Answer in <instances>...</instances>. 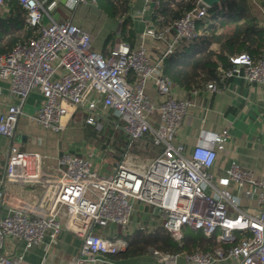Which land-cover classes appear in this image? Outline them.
<instances>
[{"label":"built area","instance_id":"2783aa9c","mask_svg":"<svg viewBox=\"0 0 264 264\" xmlns=\"http://www.w3.org/2000/svg\"><path fill=\"white\" fill-rule=\"evenodd\" d=\"M18 1L27 23L38 29L39 36L0 55V79L10 83L9 91L18 101L0 114V136L14 139L28 98L40 91L43 102L28 117L55 132L60 141L80 113L88 126L102 131L111 112L130 142L148 137L162 152L144 172L122 161L112 173L101 174L95 169L92 153L23 151L12 146L5 181L32 183L45 190L35 200L43 207L41 212L12 210L3 215L0 188V264H29L23 254L3 253L8 240L22 242L28 251L47 236L55 244L63 233L82 242L79 255L70 264H97L99 256L117 255L129 247L125 239L98 235L97 227H128L139 204L153 209L177 242L190 229L230 246L212 253H150L164 264H177L180 258L189 264H264V178L235 162L223 175L215 174L218 151L228 141L227 130L217 135L218 141H208V148L203 147L206 141L200 132L193 149L186 152L179 141L185 119L194 108L207 109L190 99L174 98V84L162 73L164 59L192 43L198 35L197 23L211 8L199 0L172 27L146 29L143 40L166 44L165 53L153 61L144 42L137 48L118 42L105 57L93 50L89 33L69 21L57 22L50 14L60 1L72 10L90 0H54L48 9L39 0ZM45 16L49 25L44 23ZM230 62L228 69L219 68L221 82L240 78L264 84V58L253 60L244 54ZM149 84L161 98L158 106L147 94ZM206 91L217 93L218 84L208 83ZM199 93L193 91V95ZM198 152H210L211 160L198 158ZM243 199L256 205L252 210L243 208Z\"/></svg>","mask_w":264,"mask_h":264},{"label":"crops","instance_id":"0c3cea01","mask_svg":"<svg viewBox=\"0 0 264 264\" xmlns=\"http://www.w3.org/2000/svg\"><path fill=\"white\" fill-rule=\"evenodd\" d=\"M43 6H48L54 0H39ZM90 0L89 4H81L70 10L66 8L64 2L60 1L57 6L50 11L52 18L57 22L69 21L92 37V48L105 57L109 56L112 48L118 42V36L122 30V21L110 17L98 8ZM129 16L133 23V29L137 35L136 48L143 42L148 47L149 56L153 61L157 60L166 51L164 42L153 41L150 38L143 40L142 35L148 28H155L153 25V2L145 0H132ZM12 7L5 5L0 0V51H8L10 47L17 44L10 43L11 34L21 29V20L25 19L24 11L12 10ZM45 25L50 24V19L45 16ZM110 38H113L110 40ZM12 48V50H13ZM11 50V51H12ZM10 51V52H11ZM4 54V53H3ZM1 55V54H0ZM10 83L0 79V114L5 112L12 104H17V99L10 93ZM194 90H199L198 95H193ZM147 94L151 102L158 106L161 98L158 96L155 87L149 84ZM173 96L177 100L190 99L198 107L194 108L186 117L181 128L179 141L185 146L189 153L199 136L200 132H209L216 135L227 130V143L223 150L218 151L214 172L221 176L229 169L233 162L237 163L245 170L254 171L256 176L264 178V84L247 83L240 78L228 79L218 84L217 93L206 91V85L200 89L184 90L174 85ZM43 102L40 91L33 92L28 98L20 117L14 139H7L0 136V188L3 190L2 214H10L12 210H19L33 214L42 211L43 207L35 201L38 195L44 193L39 187L32 183H20L5 181L6 166L12 146H16L23 151H48L58 150L82 152V145L75 144L66 148L65 135L60 141L55 132L43 129L29 119V115L37 112ZM68 118L64 119L67 122ZM74 122V121H73ZM72 124L67 128L71 130ZM93 128V127H91ZM94 129V128H93ZM96 130V129H95ZM205 137V136H204ZM159 155L162 150L158 147ZM86 151V150H85ZM98 159V160H97ZM93 161L95 169L101 174H110L122 161H104V158H97ZM151 162L152 161H148ZM4 181V184H2ZM256 204L247 199L242 200L243 208L252 210ZM135 219V220H134ZM131 229L135 230L141 223H149L152 230H156L161 221L156 213L148 206L138 205L137 213L133 218ZM105 237L108 232H99ZM104 234V235H103ZM82 242L80 239L70 234H61L55 244L50 243V237H45L43 243L34 246L28 251L25 245L16 240H8L3 248L6 255L23 254L29 264H70L80 253ZM122 254V253H121ZM102 255L99 256L97 264H164L151 254L140 256L124 255ZM177 264H189L184 258H180ZM218 264H232L230 261Z\"/></svg>","mask_w":264,"mask_h":264},{"label":"trees","instance_id":"16d2710c","mask_svg":"<svg viewBox=\"0 0 264 264\" xmlns=\"http://www.w3.org/2000/svg\"><path fill=\"white\" fill-rule=\"evenodd\" d=\"M98 8L112 18L122 21V30L118 40L136 48L137 35L129 16L132 0H96ZM12 10L23 12L18 0H3ZM153 25L158 31L172 27L175 21L193 10L199 0H152ZM264 0H219V3L209 9L208 16L197 23V37L192 43L177 49L163 61V75L169 77L174 85L184 90L200 89L210 82L219 84L221 75L219 68L231 67L230 58L248 55L253 60L264 58V14L262 7ZM11 10V13H13ZM25 14V13H24ZM21 29L11 34L10 43H25L37 38V28H32L25 19L20 18ZM113 38H110L112 40ZM0 51L7 54L12 50ZM106 122L110 125V133L114 137L111 147L116 151L114 157L123 161L125 153L132 151L134 146L142 148L153 161L159 156L151 138L130 142L129 138L119 128L121 123L109 112ZM95 135L106 138L103 131H95ZM108 149V147H107ZM108 151H111L109 148ZM140 205V204H139ZM97 231L108 232L106 238L125 239L129 242L126 251L117 255L140 256L158 251L163 254H193L196 252L212 253L219 247L229 249V245L219 243L216 238L207 239L202 232L187 229L182 242H177L170 233L163 228V223L156 230H152L149 223L143 222L135 230L131 226L97 227ZM99 235V233L97 232ZM104 235V234H103ZM239 238H241L239 236Z\"/></svg>","mask_w":264,"mask_h":264},{"label":"rangeland","instance_id":"374dc122","mask_svg":"<svg viewBox=\"0 0 264 264\" xmlns=\"http://www.w3.org/2000/svg\"><path fill=\"white\" fill-rule=\"evenodd\" d=\"M94 130L95 129L86 124L83 113H80L74 119L71 130L68 131V133L66 132L64 138L66 148H69V146L71 148L72 144L75 145L77 143L82 145V152L90 154L92 153L95 155V159L104 158V161H118L114 157V153L111 154V152L116 151V149L111 147L110 141H112L114 137L110 133V125L105 124L104 129L102 130V134L106 136L105 139H103L101 135L94 136ZM109 148H111V151H108ZM141 152L142 148H138V145L134 146L132 151L125 153L123 161H126L129 167L135 168L140 172H144L150 165V162H148L150 160L148 155H145L144 152L141 154Z\"/></svg>","mask_w":264,"mask_h":264},{"label":"clouds","instance_id":"9594fccd","mask_svg":"<svg viewBox=\"0 0 264 264\" xmlns=\"http://www.w3.org/2000/svg\"><path fill=\"white\" fill-rule=\"evenodd\" d=\"M202 135L205 136V141H206L203 145L204 148L210 147V144L207 143L208 141H218L220 139L216 134L211 133V132H209L207 134L202 133ZM197 157L198 158H204V159H207L208 161H210L211 160V153L210 152H198Z\"/></svg>","mask_w":264,"mask_h":264},{"label":"water","instance_id":"95a60500","mask_svg":"<svg viewBox=\"0 0 264 264\" xmlns=\"http://www.w3.org/2000/svg\"><path fill=\"white\" fill-rule=\"evenodd\" d=\"M203 2L212 8L219 3V0H203Z\"/></svg>","mask_w":264,"mask_h":264}]
</instances>
